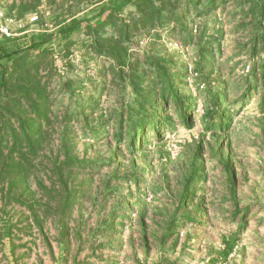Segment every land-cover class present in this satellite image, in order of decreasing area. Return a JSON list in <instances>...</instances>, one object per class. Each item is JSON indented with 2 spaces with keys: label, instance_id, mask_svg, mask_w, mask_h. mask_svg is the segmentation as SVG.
Wrapping results in <instances>:
<instances>
[{
  "label": "rangeland",
  "instance_id": "374dc122",
  "mask_svg": "<svg viewBox=\"0 0 264 264\" xmlns=\"http://www.w3.org/2000/svg\"><path fill=\"white\" fill-rule=\"evenodd\" d=\"M106 1L41 0L19 14L32 0H0V25L9 31L0 47L21 56L16 75L37 65L50 120L41 123L43 149L1 169L0 264H264V49L250 55L251 29L241 25L240 7L215 0L214 10L201 15L203 3L189 13L185 30L165 24L130 38L145 79L153 73L144 56L170 57L192 117L186 125L171 107L166 116L159 110L154 130L142 127L140 145L131 146L132 131L124 127L120 139L116 116L133 104L131 86L115 76L111 58L89 49L85 34ZM130 11L127 4L120 14ZM72 18L82 23L62 38L59 26ZM48 34L50 41L30 47ZM11 63L0 59L8 70ZM212 96L225 118L208 129L203 118ZM64 114H71L67 145L76 164L59 179L51 170L55 157L63 158Z\"/></svg>",
  "mask_w": 264,
  "mask_h": 264
},
{
  "label": "trees",
  "instance_id": "16d2710c",
  "mask_svg": "<svg viewBox=\"0 0 264 264\" xmlns=\"http://www.w3.org/2000/svg\"><path fill=\"white\" fill-rule=\"evenodd\" d=\"M41 0H32L33 5L24 6L19 14L26 11H34ZM53 2V0H45ZM215 0H107L98 10V18L93 22L87 21L85 24V34L89 36V49L97 55L109 57L114 66L115 76L122 79L127 78L134 94L133 104L127 109L120 110L117 116L118 137L122 139L125 133L122 129L127 127L132 131L130 145L138 143V133L142 127L144 131L148 127L154 130V117L161 110L162 116H166V109L171 107L177 113L182 123L190 125L191 114L188 106H184L178 88L173 82L174 74L170 72V57H159L154 55L144 56L143 63L152 68L153 78H146L142 75L145 70L137 71L140 59L134 57V53L129 51L128 41L135 32L144 29H156L166 25L179 26V30L186 29L187 16L192 10L198 9L203 3L205 8L198 11V14L206 15L217 6ZM225 0H219L220 3ZM240 7V12L244 14L241 25L250 26L251 37L249 39L250 55L257 54L258 48L264 49V0H233ZM240 1V4L238 2ZM132 4L134 11L128 12L127 16H121L120 12L124 6ZM15 4L12 3L10 7ZM246 5V8H245ZM83 18H72L68 23L59 26L58 32L62 38L67 39L69 34L78 28ZM246 20H248L246 22ZM106 26H110V35L103 36L100 32ZM53 35L48 34L42 40L35 42L32 39L30 47L36 48L43 46L52 39ZM8 39V38H5ZM47 48L42 49L41 54H45ZM16 52H11L5 47H0V59L11 60V70L6 66H0V172L3 166L5 172L12 166L25 164L32 157L37 155L40 144L46 133L41 130L42 121L50 125L47 115V95L45 92V82L38 78L37 65H32L33 73L30 74L26 69L24 74L16 75L15 62L21 57L16 56ZM27 55V54H26ZM264 59V58H263ZM261 65V64H260ZM51 65L48 67L50 68ZM258 66L252 65V73L256 75ZM260 76H264V67L260 66ZM16 72V73H15ZM33 94V97L31 95ZM210 107L203 118L204 125L208 129L221 126L224 115L219 110L218 100L215 96L211 97ZM27 104V106L24 105ZM153 108L149 111V105ZM162 106L161 109L157 107ZM27 112L33 113L30 118ZM113 114H109L111 116ZM106 115L105 117H107ZM70 115L64 114L60 120L61 134L60 141L63 148V158L61 161L55 157V164L51 173L56 174L60 179L62 171L76 164L75 156L71 155L68 147L67 134ZM48 142V141H47ZM8 147V152L3 154V148ZM15 152V153H13ZM4 171V170H3ZM64 177L62 189L66 192L67 200L69 189ZM181 191L183 197L188 187ZM68 190V191H67Z\"/></svg>",
  "mask_w": 264,
  "mask_h": 264
},
{
  "label": "built area",
  "instance_id": "2783aa9c",
  "mask_svg": "<svg viewBox=\"0 0 264 264\" xmlns=\"http://www.w3.org/2000/svg\"><path fill=\"white\" fill-rule=\"evenodd\" d=\"M36 16H33L31 19H35ZM0 35L9 36V31L7 28L0 25Z\"/></svg>",
  "mask_w": 264,
  "mask_h": 264
}]
</instances>
